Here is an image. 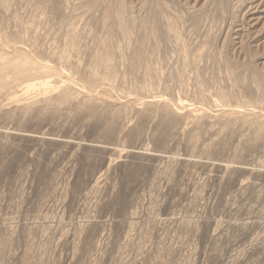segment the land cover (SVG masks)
Returning <instances> with one entry per match:
<instances>
[{"label":"rangeland","instance_id":"374dc122","mask_svg":"<svg viewBox=\"0 0 264 264\" xmlns=\"http://www.w3.org/2000/svg\"><path fill=\"white\" fill-rule=\"evenodd\" d=\"M0 264H264V0H0Z\"/></svg>","mask_w":264,"mask_h":264}]
</instances>
